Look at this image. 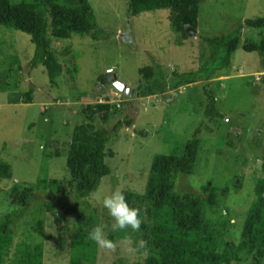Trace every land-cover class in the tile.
I'll use <instances>...</instances> for the list:
<instances>
[{
  "label": "rangeland",
  "instance_id": "374dc122",
  "mask_svg": "<svg viewBox=\"0 0 264 264\" xmlns=\"http://www.w3.org/2000/svg\"><path fill=\"white\" fill-rule=\"evenodd\" d=\"M89 2L100 39L81 34L53 38L51 48L62 67L55 83L43 65L32 68L36 45L31 35L0 23V163L12 168L9 184L4 186L62 179L74 130L87 120L83 109L109 102L113 106L109 122L99 117L98 128H112L124 118L134 123L123 127L108 147L111 173L92 195L80 198L83 203L91 201L98 209V219L105 222L108 213L103 209V197L126 189L144 193L155 156L182 153L205 122L195 171L180 175L175 190L201 194L205 199L214 190L219 204L215 211L228 218L232 238L239 242L264 156V66L260 55L241 46L233 53L231 66L211 80L226 118L206 119L209 99L203 81L170 87L162 95H145L140 88L147 79L141 71L149 66L157 77L165 74L170 80L176 71H199L211 57V47L203 37L230 33L248 19L263 17L264 0H205L198 29L187 27V38L174 30L167 9L132 15L129 0ZM73 64L77 73H73ZM116 78L126 85L124 89L116 86ZM65 185L61 192L36 190L39 199L52 200L63 216L73 208V199L66 194L70 187ZM3 197L5 192H0L4 209ZM38 220L36 215L34 221H28L39 226ZM46 222L49 235L44 233L38 240L44 239V264H70V244L66 251L57 248L58 231L53 229L49 213ZM25 232L31 238L30 230ZM131 241L133 238L119 240L115 251L98 246L96 264L143 261L144 255Z\"/></svg>",
  "mask_w": 264,
  "mask_h": 264
},
{
  "label": "trees",
  "instance_id": "16d2710c",
  "mask_svg": "<svg viewBox=\"0 0 264 264\" xmlns=\"http://www.w3.org/2000/svg\"><path fill=\"white\" fill-rule=\"evenodd\" d=\"M204 1L129 0V6L132 15L144 10L167 9L174 30L187 38V27L198 29ZM0 23L31 35L36 45L32 68L43 65L52 83L62 71L58 56L51 48L53 38L71 39L74 34H81L100 39L89 0H0ZM49 27L52 36L48 34ZM203 40L211 47V57L199 71H176L174 80H170L165 74L160 75L162 78L157 77L154 69L148 66L141 71L147 81L140 89L145 95H162L170 87L178 89L203 81L209 99L206 119L226 118L218 107L219 98L210 82L222 69L231 66L232 55L241 46L247 52H257L264 66V16L248 19L230 33L204 36ZM71 68L73 73L78 72L76 65ZM83 111L87 120L74 130L62 179L48 178L37 185L24 182L13 187L12 184L4 186V183L9 184L6 181L12 176V168L5 162L0 163V192L6 194L2 200L4 209L0 206L3 209L0 211V264H8L9 259L11 264H44V239L38 240L49 231L47 213L53 218V229L58 231L57 248L66 251L70 244V264H96L98 245L89 240L88 234L97 226L104 227L107 238L116 245L119 240L133 238L132 244L144 255L143 261L134 264H264V156L262 173L239 242L232 238L228 218L220 217L215 211L219 204L214 190L207 199L194 192L175 190L180 175L195 171L201 142L199 136L205 122L196 129L182 153L155 156L144 193L121 191L129 205L139 211L140 231H113L114 220L107 215V220L101 221L92 202L83 203L80 198L83 200L92 195L103 177L111 173L107 163L108 147L123 127L132 126L134 122L124 118L112 128H98L96 120L99 117L109 122L113 112L109 102L88 104ZM66 183L70 187L66 194L73 199V208L67 211L71 214L63 216L52 200L39 199L36 190L61 192L64 186L67 188ZM36 215L39 226L28 221L29 218L34 221ZM26 230H30L31 238L24 233Z\"/></svg>",
  "mask_w": 264,
  "mask_h": 264
},
{
  "label": "clouds",
  "instance_id": "9594fccd",
  "mask_svg": "<svg viewBox=\"0 0 264 264\" xmlns=\"http://www.w3.org/2000/svg\"><path fill=\"white\" fill-rule=\"evenodd\" d=\"M102 205L107 210L108 215L114 220L113 231H125L131 229L140 231L142 219L139 211L131 207L126 196L121 191H114L102 199ZM88 238L94 241L100 248L115 251L117 245L105 234L102 226L95 227L89 232Z\"/></svg>",
  "mask_w": 264,
  "mask_h": 264
},
{
  "label": "water",
  "instance_id": "95a60500",
  "mask_svg": "<svg viewBox=\"0 0 264 264\" xmlns=\"http://www.w3.org/2000/svg\"><path fill=\"white\" fill-rule=\"evenodd\" d=\"M116 86L121 88V89H124L126 87V85L120 81L117 80L116 78Z\"/></svg>",
  "mask_w": 264,
  "mask_h": 264
}]
</instances>
